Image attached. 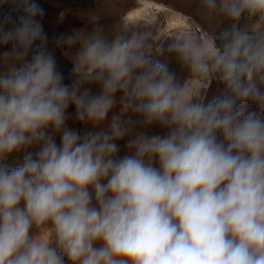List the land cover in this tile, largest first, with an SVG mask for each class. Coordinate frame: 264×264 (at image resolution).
Returning <instances> with one entry per match:
<instances>
[{"label": "clouds", "instance_id": "obj_1", "mask_svg": "<svg viewBox=\"0 0 264 264\" xmlns=\"http://www.w3.org/2000/svg\"><path fill=\"white\" fill-rule=\"evenodd\" d=\"M199 2L163 35L54 36L65 83L44 8L0 0V264H264V0Z\"/></svg>", "mask_w": 264, "mask_h": 264}, {"label": "rangeland", "instance_id": "obj_2", "mask_svg": "<svg viewBox=\"0 0 264 264\" xmlns=\"http://www.w3.org/2000/svg\"><path fill=\"white\" fill-rule=\"evenodd\" d=\"M173 8L180 10L192 16L196 20L201 19V7L199 0H161ZM41 7L45 10V15L42 18L44 30L49 37V48L53 51L58 69L65 76V83H70L72 80V69L73 63L69 57H66L63 53L65 49L56 48L51 40L54 36H58L61 33H71L74 29H85L88 34H92L96 28H102L105 31L112 29L117 24L123 23L125 25L144 26L136 25L132 23H125L122 21L121 15L126 8L134 4V0H37ZM242 24V23H240ZM154 27L158 34L163 35L168 32V29L164 28L163 19H160L155 25H148ZM232 26L231 21H225L223 27L230 28ZM147 27V26H146ZM170 41L161 38L158 42L161 51L154 52V59H157L174 70L180 71L175 58L171 57L167 53V45ZM2 51V49H0ZM75 49H73V54ZM97 89L93 87V91ZM223 92V86L213 81L209 91L208 99L213 96L220 95ZM119 109H114L118 111ZM69 113L74 114V106H70L68 109ZM247 111H257L255 105H248ZM110 121V117H109ZM70 127L79 129L81 131L90 128V125H82L78 122H73L71 119L68 120ZM108 123L106 122L101 127L107 128ZM149 134L160 133L163 134L165 130L158 126H152L149 130ZM127 137L123 140L117 141L119 147V156L126 154ZM59 143V137H57ZM35 151V149H33ZM23 154L11 156L7 163L9 167L18 166L22 163Z\"/></svg>", "mask_w": 264, "mask_h": 264}, {"label": "bare ground", "instance_id": "obj_3", "mask_svg": "<svg viewBox=\"0 0 264 264\" xmlns=\"http://www.w3.org/2000/svg\"><path fill=\"white\" fill-rule=\"evenodd\" d=\"M122 21L136 25H155L163 19L164 28L171 30L188 25L189 18L185 12L177 10L161 0H134V4L124 10ZM240 23H244L242 18Z\"/></svg>", "mask_w": 264, "mask_h": 264}, {"label": "built area", "instance_id": "obj_4", "mask_svg": "<svg viewBox=\"0 0 264 264\" xmlns=\"http://www.w3.org/2000/svg\"><path fill=\"white\" fill-rule=\"evenodd\" d=\"M244 19V18H243Z\"/></svg>", "mask_w": 264, "mask_h": 264}]
</instances>
